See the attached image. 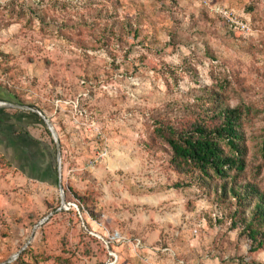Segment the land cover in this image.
Masks as SVG:
<instances>
[{
  "label": "rangeland",
  "instance_id": "rangeland-1",
  "mask_svg": "<svg viewBox=\"0 0 264 264\" xmlns=\"http://www.w3.org/2000/svg\"><path fill=\"white\" fill-rule=\"evenodd\" d=\"M211 92L264 193V0H0V102L61 146L0 109V264H264L157 135Z\"/></svg>",
  "mask_w": 264,
  "mask_h": 264
},
{
  "label": "trees",
  "instance_id": "trees-1",
  "mask_svg": "<svg viewBox=\"0 0 264 264\" xmlns=\"http://www.w3.org/2000/svg\"><path fill=\"white\" fill-rule=\"evenodd\" d=\"M203 118L182 127L161 125L157 135L171 148L172 165L181 174H191L194 182L222 203L235 202L243 208L234 227L244 225L252 252L264 248V193L258 187L240 183L247 169L246 135L242 108H231L219 94L211 92ZM249 112V110H248ZM180 187V186H177Z\"/></svg>",
  "mask_w": 264,
  "mask_h": 264
},
{
  "label": "water",
  "instance_id": "water-1",
  "mask_svg": "<svg viewBox=\"0 0 264 264\" xmlns=\"http://www.w3.org/2000/svg\"><path fill=\"white\" fill-rule=\"evenodd\" d=\"M4 107L30 110L32 112H35L38 116H40L44 120V122L48 126V129L51 132L53 139L57 145V152H58V158H59V164H60L61 163V146L59 144L57 132H56L55 128L53 127V125L51 124V122L49 121V119L47 117H45L40 111H36V110L32 109L31 107H26V106H23L21 104H14V103H10V102H0V109L4 108ZM60 178H61V175H60ZM59 187L61 188L62 193H63V183H62L61 179H59ZM43 222H45V221H43ZM18 257H19V255L14 256L11 261L17 260Z\"/></svg>",
  "mask_w": 264,
  "mask_h": 264
},
{
  "label": "crops",
  "instance_id": "crops-1",
  "mask_svg": "<svg viewBox=\"0 0 264 264\" xmlns=\"http://www.w3.org/2000/svg\"><path fill=\"white\" fill-rule=\"evenodd\" d=\"M2 153V151L0 150V154ZM2 156V155H1Z\"/></svg>",
  "mask_w": 264,
  "mask_h": 264
},
{
  "label": "flooded vegetation",
  "instance_id": "flooded-vegetation-1",
  "mask_svg": "<svg viewBox=\"0 0 264 264\" xmlns=\"http://www.w3.org/2000/svg\"><path fill=\"white\" fill-rule=\"evenodd\" d=\"M14 104H17V103H14ZM22 105V104H21Z\"/></svg>",
  "mask_w": 264,
  "mask_h": 264
},
{
  "label": "built area",
  "instance_id": "built-area-1",
  "mask_svg": "<svg viewBox=\"0 0 264 264\" xmlns=\"http://www.w3.org/2000/svg\"><path fill=\"white\" fill-rule=\"evenodd\" d=\"M226 15H227V13H226Z\"/></svg>",
  "mask_w": 264,
  "mask_h": 264
}]
</instances>
